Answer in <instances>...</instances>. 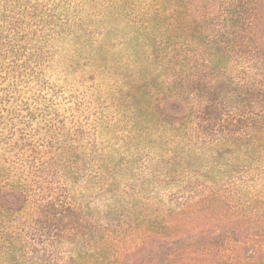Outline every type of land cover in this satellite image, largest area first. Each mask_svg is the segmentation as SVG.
I'll return each mask as SVG.
<instances>
[{
  "label": "rangeland",
  "instance_id": "obj_1",
  "mask_svg": "<svg viewBox=\"0 0 264 264\" xmlns=\"http://www.w3.org/2000/svg\"><path fill=\"white\" fill-rule=\"evenodd\" d=\"M0 264H264V0H0Z\"/></svg>",
  "mask_w": 264,
  "mask_h": 264
}]
</instances>
